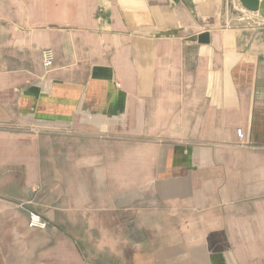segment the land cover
Masks as SVG:
<instances>
[{
  "label": "crops",
  "instance_id": "1",
  "mask_svg": "<svg viewBox=\"0 0 264 264\" xmlns=\"http://www.w3.org/2000/svg\"><path fill=\"white\" fill-rule=\"evenodd\" d=\"M232 4L0 0V264H264V24Z\"/></svg>",
  "mask_w": 264,
  "mask_h": 264
},
{
  "label": "built area",
  "instance_id": "2",
  "mask_svg": "<svg viewBox=\"0 0 264 264\" xmlns=\"http://www.w3.org/2000/svg\"><path fill=\"white\" fill-rule=\"evenodd\" d=\"M242 7V6H241ZM244 13H251L241 8ZM264 24V19L262 17H256V26H261ZM42 63L45 70H51L55 65V55L52 49H44L42 51ZM238 135L240 138H243V130L238 129ZM29 227L32 228H46L47 222L36 212L32 211L29 214Z\"/></svg>",
  "mask_w": 264,
  "mask_h": 264
},
{
  "label": "rangeland",
  "instance_id": "3",
  "mask_svg": "<svg viewBox=\"0 0 264 264\" xmlns=\"http://www.w3.org/2000/svg\"><path fill=\"white\" fill-rule=\"evenodd\" d=\"M232 14L237 21H240L247 26H256V16L250 13H244L240 6L232 4V8H228V14Z\"/></svg>",
  "mask_w": 264,
  "mask_h": 264
},
{
  "label": "water",
  "instance_id": "4",
  "mask_svg": "<svg viewBox=\"0 0 264 264\" xmlns=\"http://www.w3.org/2000/svg\"><path fill=\"white\" fill-rule=\"evenodd\" d=\"M240 5L251 12H259L264 17V0H239Z\"/></svg>",
  "mask_w": 264,
  "mask_h": 264
}]
</instances>
